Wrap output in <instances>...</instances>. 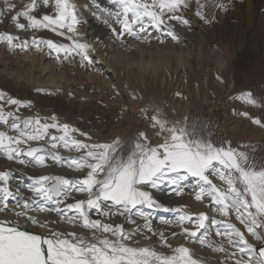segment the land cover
<instances>
[{"label":"snow or ice","instance_id":"obj_1","mask_svg":"<svg viewBox=\"0 0 264 264\" xmlns=\"http://www.w3.org/2000/svg\"><path fill=\"white\" fill-rule=\"evenodd\" d=\"M233 6V0H0V24L9 25L0 30V44L10 53L46 52L58 63L78 61L104 74L97 45L132 53L129 40L180 43L177 27L190 28L191 17L211 25L217 11ZM85 12L103 34L87 37ZM43 31L60 39L43 38ZM119 87L112 85L116 95ZM35 91L53 96L59 89ZM237 99L257 108L262 103L251 91ZM32 106L0 90V160L22 166L0 170V214L15 217L0 218V264H208L198 249L219 254V264H264V156L256 157L254 145L217 144L202 122L169 120L159 107L150 117L140 109L158 143L145 131L95 142L55 114H19ZM236 114L264 129V116ZM50 168L61 171H38ZM189 188L205 210L166 202ZM157 213L171 214L159 218L171 231L154 226Z\"/></svg>","mask_w":264,"mask_h":264},{"label":"rangeland","instance_id":"obj_2","mask_svg":"<svg viewBox=\"0 0 264 264\" xmlns=\"http://www.w3.org/2000/svg\"><path fill=\"white\" fill-rule=\"evenodd\" d=\"M77 2L86 3L88 0H77ZM84 14L90 22L101 26L87 12ZM191 19L192 25L190 28H177L184 33L187 32L190 35L195 34L202 42L208 40L209 46H211L210 52L214 47L218 46L221 48L224 42L230 43L232 47H238L240 49L247 39H250L253 48H256V41L258 39L257 32L254 29L251 30L252 28H250L251 33L249 35L248 32L243 31L245 27L243 18H229L230 32H227V34H225L226 32L224 33L223 24L221 25L217 19L211 25L203 24L194 16ZM6 26H9L7 22L0 24V30ZM87 31L88 27L86 33ZM40 35L43 38H52L53 40L60 39L48 31H43ZM87 37H89L88 33ZM169 41L163 45L155 42L151 44H139L133 40H129L128 43L152 50L156 48V45L170 47L172 43L177 48L181 45V43L171 41L170 43ZM89 42L93 41L89 39ZM232 42L235 43V46H233ZM100 49H102L103 56L98 57L96 55V59L99 66L105 70L104 74L94 69L85 70L79 66L78 61L58 63L54 58V54L50 57L46 52L37 53L33 50L28 53H20L18 51L10 53L6 51L4 44H0V90L7 91L14 97L22 100L30 99L33 101V106L30 109L20 110L19 114L21 116L29 113L32 116L50 117L55 114L61 122H67L80 131L88 133L95 142H109L117 137L131 138L135 137L139 131H145L151 143H158L159 141L154 136L155 130L151 127L149 120L143 118L140 109L147 108V115L150 117L153 114V107H159L169 120L184 121L187 118L190 124L195 121L202 122L205 125V135L210 136L217 144L230 141L233 143L231 144L233 147H239L243 144L254 145L256 148L254 153L256 157L264 156V135L254 139L251 137L248 138L246 135L240 136L242 134L241 132L236 131L235 133L228 129L229 123L237 122L235 120L240 118V116L236 114L239 111L235 110L231 117H229L230 112L227 106L245 91H251L254 98L261 100L262 103L261 107H258L257 117L263 116L264 96L261 93L263 91H256L255 81L249 82L250 75L254 74L253 69L255 68V61L257 60L255 55H253L252 58L254 59L246 67H241L237 66V54L234 53L231 56L232 61L230 64L224 69L223 67L220 68L221 73L218 75L224 81L221 83L223 86L221 90L223 91L219 89L215 91L216 89H213L210 84H206L205 89L199 80L200 73L198 71L190 72L189 68L183 69L181 66L176 67L173 65V58L170 57L172 59L170 60L171 63L164 64L167 76L164 83L160 81L159 73L154 78L153 83L149 71H146L143 76V82L140 81V78L133 80L131 76L128 77L127 92L125 90L126 72L115 70L109 60L113 51H109V47H100ZM137 54L138 52L131 53L132 56H136ZM143 54L145 58L149 57L147 52ZM151 56L153 59L160 58V56L158 57L156 55V52H152ZM161 70L163 69L159 67L158 71ZM49 75L57 76L55 78L57 80L56 84L45 85V83H41ZM213 75L216 77V74ZM103 80L107 81V84L104 85ZM214 80L216 79L214 78ZM113 83L120 86V95H116L113 88H111ZM194 86H197L198 90L201 89V91L205 89L204 92L207 93V102L203 101L202 96H196ZM36 88H45L50 91L59 89V92L56 95L49 96L47 94L37 93L35 91ZM133 92L137 97L135 100L131 98V93ZM178 92L181 96L176 95ZM217 92H222L220 99L217 97ZM119 96L121 98L118 100ZM120 101L121 103L119 104ZM132 101H134L135 107L130 109L129 103ZM213 102L214 105L211 106ZM186 103L189 104V107L188 110L184 111ZM124 106H126V110ZM260 130L262 131L261 128ZM237 135L239 136L236 137ZM231 136H235L237 143L232 140ZM78 138L84 139L83 137ZM248 150L250 152L252 151L251 148ZM61 154H66L63 149H61ZM9 166L13 169L22 167L15 164L9 165L8 162L0 160V170H4ZM57 169L61 171V169ZM30 170L28 169L27 171ZM43 173L55 172L50 168ZM191 183L192 181L190 179L189 184ZM190 193L191 189L189 188L182 197L177 198V201H173L172 204L191 203L192 211L205 210L204 205L198 204L191 199ZM11 216L15 221L14 215L11 214ZM43 216L49 219H57L54 214L45 213ZM160 217L170 218L171 214L157 213L154 221L155 227L165 231H171L166 225L159 223ZM115 222H119L118 219ZM21 223H23V220H21ZM128 227L131 226L129 225ZM61 228L64 231H75L78 234L81 232L80 228H72L67 225H61ZM136 239L142 245L152 243L151 240L145 241L141 237H136ZM171 243L177 245L183 243V239L172 240ZM197 254L199 257L205 258L209 264H219V260L221 259L219 254H214L206 250L201 251L198 249Z\"/></svg>","mask_w":264,"mask_h":264},{"label":"bare ground","instance_id":"obj_3","mask_svg":"<svg viewBox=\"0 0 264 264\" xmlns=\"http://www.w3.org/2000/svg\"><path fill=\"white\" fill-rule=\"evenodd\" d=\"M233 5L234 6L231 7L226 14L224 12L217 11L216 19L221 23V25L223 24L222 26H223L224 33L226 32L225 34H227V32H230L229 18H231V17L243 18V23L245 25V27L243 28V31L248 32V35L251 33L250 28H252L251 30L254 29L257 32L258 39L256 41V48L255 49L252 46V41L250 39H247L243 43V45L240 49H238V47H236L237 48L236 49V48L232 47L230 45V43L224 42L222 44V47H221L222 49L217 46V47H214L212 49V51L210 52L211 46H209L208 40L202 42L195 34L190 35L187 32L184 33L177 28V31L179 32L180 36L184 40V41L181 40V42H180L181 45H179L178 48L176 46L174 47L172 45V43L169 41L171 43L170 47L169 46H157L156 45L155 46L156 48L155 49L153 48V50L148 49V48H144V47L143 48L140 47L141 50L138 51V54L136 56L131 55L132 59L136 62V65L134 66L131 74L126 72L125 90L128 92L127 83H128V77L129 76H131V79L133 78V80L136 78H140V81L143 82V79H144L143 76H144L146 71H149V75L152 78V82H153L154 78L159 73L160 74L159 79L161 82L164 83V81L167 77L164 64L165 63L168 64L169 62L171 63L170 60H172V59H170V57H172L173 58L172 62H174L173 63L174 66H176V67L181 66L183 69L189 68L190 72H197L198 71L200 73V79L199 80L203 84V87H205V89H206L205 85L210 84L211 87H213V89H216L215 91H217V89H219L220 91H223V90H221V88L223 87L221 82L218 81L216 79V77L213 75L214 78L216 79V80H214L212 74H216V76L218 74H220L221 69L217 66L218 63L223 62V64H224L223 69L226 68V66H228V64H230V62L232 61L231 56L235 53V54H237L236 64H237V66H241V67H246V65H248L252 61V59H254V58H252L253 55L256 56L257 60L255 61L256 62L255 68L253 69L254 74L250 75L249 82L255 81L256 91L262 90L263 92H261V93L264 96V15L261 14V9H264V0H242V2H241V0H233ZM219 27H220V25H219ZM104 31H106V29H103L101 26H98L97 24L90 22V25L88 26L87 33L89 34V37L91 38V37H93L94 34H96V35L103 34ZM191 33H192V31H191ZM220 33H221V31H220ZM104 43L110 44L108 36H104ZM232 44H233V46H235L234 45L235 43L232 42ZM97 47H98V54H97L98 57L103 56V53L101 51L102 49H100L99 45H97ZM109 48H110L109 51H111V52L117 49L116 48V49L112 50L111 47H109ZM151 51L154 53L156 52V55H158V57L160 56V58L153 59L151 56L152 55ZM145 52H147L149 57H147V58L144 57L143 53H145ZM111 55H112V53H111ZM161 55H162V58H161ZM109 56H110V54H109ZM170 65H172V64H170ZM159 67L162 68L163 70L158 71ZM192 74H194V73H192ZM56 77H57L56 75L55 76L49 75L44 80H42L41 83H45V85L56 84L57 83V80H55ZM28 80H30V78H28ZM103 83L105 85V84H107V81L103 80ZM58 85H60V83H58ZM205 89L201 91V89L198 90L197 86H194V90L196 91V96L197 97L202 96L203 101L207 102L208 101L207 100V93L204 92ZM220 96H222V92H217V97L219 99H220ZM120 98L121 97L119 96L118 100ZM120 103H121V101L119 102V104ZM213 105H214V102L211 103V106H213ZM129 107H130V109H133L135 107L134 101L129 103ZM188 107H189V104L186 103V105L184 106V111L188 110ZM227 107H229V110H228L230 112L229 117H231L232 113L235 110H238L239 112L247 111L253 117H257L258 108L253 107V106H249L241 100H238V99L232 100L229 103V106H227ZM263 116H264V113H263ZM235 121H237V122H235ZM235 121H234L235 123H232V122L229 123L228 129L231 130L232 132L234 131L235 133H236V131H239V133L241 132L242 134H240V136L246 135V137H248V138L251 137V138L255 139L257 137L264 135L263 129L261 131L259 126L253 125L250 122V120H248L245 117L240 116V118H238ZM238 136L239 135H237L236 137H238ZM231 138L234 142H236L235 136H231ZM219 144H222V143H219ZM231 144H233V143H231ZM53 169L58 171V172L60 171L57 168H53ZM47 170L48 169L38 170V171L46 172ZM30 171H32V170H30ZM158 195H160V194L158 193ZM173 201H177V197H172L171 200H167L166 202L172 203ZM0 218L14 221L12 219L13 217L11 216V214H8L7 216L0 214Z\"/></svg>","mask_w":264,"mask_h":264},{"label":"clouds","instance_id":"obj_4","mask_svg":"<svg viewBox=\"0 0 264 264\" xmlns=\"http://www.w3.org/2000/svg\"><path fill=\"white\" fill-rule=\"evenodd\" d=\"M130 47L134 49L133 52H138L141 50L139 45L130 44ZM111 65L117 71H123L132 73L136 62L132 59L131 53H128L126 50L121 48H117L112 52V55L109 57ZM219 68L224 66L223 62L218 63Z\"/></svg>","mask_w":264,"mask_h":264},{"label":"water","instance_id":"obj_5","mask_svg":"<svg viewBox=\"0 0 264 264\" xmlns=\"http://www.w3.org/2000/svg\"><path fill=\"white\" fill-rule=\"evenodd\" d=\"M28 116H32V115H25L24 117H28ZM0 130H4L2 127H0ZM52 170L55 172V173H58V171H56V170H54L53 168H52ZM44 174H48V173H44Z\"/></svg>","mask_w":264,"mask_h":264},{"label":"crops","instance_id":"obj_6","mask_svg":"<svg viewBox=\"0 0 264 264\" xmlns=\"http://www.w3.org/2000/svg\"><path fill=\"white\" fill-rule=\"evenodd\" d=\"M26 115H29V113H28V114H26Z\"/></svg>","mask_w":264,"mask_h":264}]
</instances>
